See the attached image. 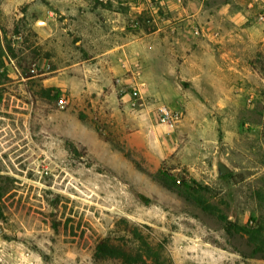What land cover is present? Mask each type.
Here are the masks:
<instances>
[{
	"label": "rangeland",
	"instance_id": "374dc122",
	"mask_svg": "<svg viewBox=\"0 0 264 264\" xmlns=\"http://www.w3.org/2000/svg\"><path fill=\"white\" fill-rule=\"evenodd\" d=\"M197 48L256 96L211 105ZM0 264H264V0H0Z\"/></svg>",
	"mask_w": 264,
	"mask_h": 264
},
{
	"label": "crops",
	"instance_id": "0c3cea01",
	"mask_svg": "<svg viewBox=\"0 0 264 264\" xmlns=\"http://www.w3.org/2000/svg\"><path fill=\"white\" fill-rule=\"evenodd\" d=\"M219 51L218 57L203 48L194 49L187 55L188 80L193 89H209L211 105L226 106L232 101L256 96L257 75L245 58H236ZM125 95L124 97H128Z\"/></svg>",
	"mask_w": 264,
	"mask_h": 264
},
{
	"label": "trees",
	"instance_id": "16d2710c",
	"mask_svg": "<svg viewBox=\"0 0 264 264\" xmlns=\"http://www.w3.org/2000/svg\"><path fill=\"white\" fill-rule=\"evenodd\" d=\"M222 223L224 224L226 230L229 231V229L233 226L230 222H228L226 219L222 220ZM141 247L143 249H145L146 251V257H150V253H149V246L141 241ZM95 257L97 259H125V257L127 256L125 254V250H121L118 247L110 244L109 241H102L99 244H97V246L95 247ZM144 255H142L143 257ZM141 256H139L140 258Z\"/></svg>",
	"mask_w": 264,
	"mask_h": 264
},
{
	"label": "built area",
	"instance_id": "2783aa9c",
	"mask_svg": "<svg viewBox=\"0 0 264 264\" xmlns=\"http://www.w3.org/2000/svg\"><path fill=\"white\" fill-rule=\"evenodd\" d=\"M63 102L64 100H60V104ZM158 119L161 123L165 124L169 121H177L178 117L177 114H174L172 111L167 110L166 108H161L158 112Z\"/></svg>",
	"mask_w": 264,
	"mask_h": 264
},
{
	"label": "water",
	"instance_id": "95a60500",
	"mask_svg": "<svg viewBox=\"0 0 264 264\" xmlns=\"http://www.w3.org/2000/svg\"><path fill=\"white\" fill-rule=\"evenodd\" d=\"M218 168L221 174L227 172V169L221 164L218 166Z\"/></svg>",
	"mask_w": 264,
	"mask_h": 264
}]
</instances>
